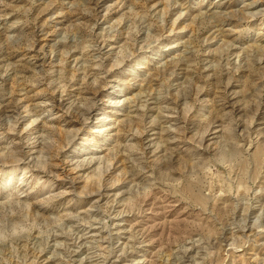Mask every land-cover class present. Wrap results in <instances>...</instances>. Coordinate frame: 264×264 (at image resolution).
<instances>
[{
    "label": "rangeland",
    "instance_id": "obj_1",
    "mask_svg": "<svg viewBox=\"0 0 264 264\" xmlns=\"http://www.w3.org/2000/svg\"><path fill=\"white\" fill-rule=\"evenodd\" d=\"M0 264H264V0H0Z\"/></svg>",
    "mask_w": 264,
    "mask_h": 264
},
{
    "label": "bare ground",
    "instance_id": "obj_2",
    "mask_svg": "<svg viewBox=\"0 0 264 264\" xmlns=\"http://www.w3.org/2000/svg\"><path fill=\"white\" fill-rule=\"evenodd\" d=\"M8 184H9V183L7 182V183H6V187L8 186Z\"/></svg>",
    "mask_w": 264,
    "mask_h": 264
}]
</instances>
